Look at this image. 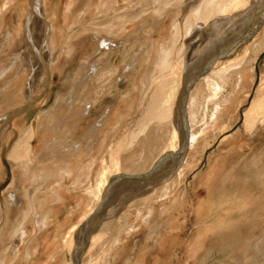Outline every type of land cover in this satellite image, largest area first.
<instances>
[{"label": "rangeland", "instance_id": "obj_1", "mask_svg": "<svg viewBox=\"0 0 264 264\" xmlns=\"http://www.w3.org/2000/svg\"><path fill=\"white\" fill-rule=\"evenodd\" d=\"M101 1L102 0H59L60 16L58 23L59 28L57 30H64L67 35L58 37L53 45L55 51H58L54 66H50L46 56L47 51L42 48L45 36L41 35L44 33H42V29L37 21L31 27V39L33 40L30 46H26L22 39L23 22H21L18 23L21 24V28L19 27V30L15 32L12 45L6 48L0 47V66L10 60L12 54H15V52L21 54L27 53L31 57L33 56V52L40 50L43 58V60L35 58L34 61L32 60L30 62V66L25 64L26 61L20 60L17 62L15 69L8 76L3 78L0 77V94L2 93L3 97L4 94L14 89L15 82L18 80V78L14 80L16 73H19L18 77L21 78L20 84L21 86L23 85L22 89L26 90H28V83L32 82L37 76H40V78L42 75L44 76V78L42 77L43 82H40L36 78L33 91L29 93L27 98L24 96L22 98L17 97L13 102H10L7 100V97H3L0 101V116L10 114L9 118L5 119L6 121L4 120L2 124L0 123V137L4 130V132L7 133L9 129L14 128H11V124L14 119L19 117L24 118L23 121H20L19 126L22 124L24 126H32L35 131L34 136L27 139V142L18 146L20 157L22 156L21 160L19 158L21 165L25 163L30 167L32 164H36V160L32 158L31 155L29 157V149L35 152L37 156L43 154L46 158V163L50 165L49 167L55 165L61 166L63 162L66 161L70 166H80V164H84L86 159L90 157L89 155L96 154V151L102 148L104 134L109 130V120L115 117L116 112L119 111L122 113L125 121L123 124H111L112 141L108 149L110 150L112 148L117 152L119 148L118 143H120L123 136L127 134L128 145H125L127 148L122 149L121 153L136 154V156L131 157L127 169L138 170V165L145 163L148 159L152 158L153 155L156 156L159 150L165 146L171 137L170 131L172 128L170 122L167 120H164L165 122L162 121L164 124H162V122H157L156 119L154 121L150 120L145 129L141 125H137L139 127H133L132 119L139 115L142 105L147 103L151 96L154 95L151 90L154 87V85L152 86L154 80L156 81L158 78L160 79L164 76L163 74L159 77V74L154 75V52L158 54V50L156 46L154 49L151 48L150 42H157L169 35L171 22L173 18L176 17L177 10L169 5L162 15H154V26L156 25L157 19L162 20V24L165 25V31L158 32L155 30L154 36H151L149 40H144V34L146 36L147 32L151 30L150 24L152 23V15L148 13L143 16L142 19L145 20V26L140 29L136 26L140 17L138 18L135 14L133 15V10H137L142 3H147L151 0H111L112 2L109 0L115 11H110L108 14L102 12L103 10L99 7ZM30 5L31 0H27L26 3L25 0H0V44L2 42L1 38L5 33L4 27L13 26L17 19L24 20L26 14L29 12ZM25 6L26 10L24 11ZM250 8L253 9L247 12L248 14L244 20L245 22L240 27L241 29L237 31L241 33L245 30L250 32L254 31L253 36L256 35V46L253 47L250 45L249 47L248 45L245 51L244 47L240 48L239 45L235 46L234 44L235 51L232 52V48V50L225 54L226 56L224 55L223 58L218 59L225 60L226 58L236 56V54H238V56L244 55L243 64L241 63V66H238L239 68L233 67L234 69L231 68L232 70L229 68L230 70H227L228 73L225 72L224 74L226 79L224 83H221L222 86L220 84L221 90L216 98V101L220 99L217 101L219 107L216 114L213 109L215 101H206L204 98V96H207V92L210 93V89L208 91L205 82H201V86L203 87L201 91L204 92L202 96L205 101L201 99V106L195 108L197 118L193 124V131L200 134V136L195 146L191 149L187 148L184 152H188L189 156L186 164L182 168L181 175L177 174L176 178L174 177L168 182L162 180L164 175L169 171V168L172 165L174 167L178 159L176 157L175 161L167 165L169 158H171L168 156V158L160 164V170L165 169L164 167L168 170L162 172L160 176L155 177L154 180H145V178H142L143 180H134L136 174L124 176V173H122L121 177L112 178L110 181L111 185L117 183L112 186L113 191L118 189L117 185L120 181L122 184L131 185V187H125L126 193L123 197L125 195V197L133 195L134 190L131 189L132 186H135V184H142V205L139 206L143 217L142 224L148 229H152L154 225V260L160 262V264H174V262H176L175 264H194L197 260L192 250L195 232L191 233L193 223L188 213V204H181L182 198L191 196L189 187L192 184L195 171H207L211 161L218 156H227V159L229 158L227 164H230V159H233L231 156L234 155V153L238 152L239 155L246 154L242 157L246 160L252 154L253 150L258 148L257 146L259 144H263L264 147V43L259 44L264 40V0H255V3ZM104 15H106V17ZM125 15H127V17ZM95 16H99L100 19H97ZM121 16L124 17L123 23L120 25L117 23V20L118 18H122ZM113 17H115V19ZM45 20L46 19H44V21ZM233 24L235 23L226 24L221 36L216 37V41H219L216 51L219 50L222 45L226 46L230 42L232 36H235L234 30L236 29V24L234 26ZM114 25L116 27H113ZM108 27L111 30H109ZM106 30L110 31L109 33L112 35L116 32H120L119 38L115 39L113 46H111L112 49L108 51L107 60L111 58L113 62L118 52H120L123 47L125 49L129 46V49L127 48L129 51L125 58L127 62H125V59L118 62L117 69H113V63L106 62V59L102 62L98 61L100 52L96 47V36H100V34L103 35V32ZM250 39L251 37L239 43L244 41L241 45H245ZM117 41L121 42L118 43ZM204 41L205 38L202 37L199 40L195 39L192 44L193 46L199 43L204 44ZM163 43V48L169 45L167 42ZM179 44H181V40L178 41V45ZM144 47H147L146 51H142ZM136 58L141 59L140 66L135 64V68L133 67L129 70L125 68V66L132 61L136 63ZM254 58H257V60L254 64V68L256 67L255 75L252 77L250 68L253 65ZM93 64H95L97 68L94 69V71L91 67ZM156 69L158 70L157 66ZM151 74L154 75L153 81V78L151 79L150 77ZM108 75L110 76L107 77ZM224 77H220L221 80ZM218 81L221 82L220 80ZM129 85L136 86L137 91L126 92L125 89ZM192 88L193 85L189 86L188 93ZM206 89L207 92L205 91ZM182 91L183 90H181V93ZM93 96L100 103V106L94 110L91 108L88 117L85 115L83 116L84 118L80 119L81 114L79 113V109L82 108L86 101L88 102L91 100ZM222 98L224 101L221 100ZM252 101H256L254 109L249 110V112L245 114V111L249 108ZM203 104L205 106H203ZM108 105L111 106L108 119H105L103 125L99 124L100 126L95 130L98 125L97 121L100 120ZM13 106L14 109L10 111ZM19 108H21V110L16 113V110ZM212 114L216 116L214 117ZM166 121L169 123H166ZM81 122L84 125L74 129V127ZM154 122L156 123L154 124ZM157 123L160 125H157ZM140 127H142L143 130ZM80 128H83V133H75ZM42 132L45 137L43 138L44 140L39 143V134ZM59 137H62V139H59ZM86 138H88V142L85 141ZM181 141L182 138L179 139V146L175 152L179 149ZM14 142L15 139L10 138L8 142L3 145L1 151L4 165V175L0 177V199L2 203L8 197L10 190H15L18 195L24 196V181L27 182L30 180L32 182H38V180L33 177V173H25L20 181L14 178V174L18 173L21 168L9 158L11 150L13 151L16 149V147L13 146ZM81 142H83L84 148L86 147L88 150L87 152L81 151L78 155H76V152L66 155L70 152V145H77ZM180 155L181 154H179L178 157ZM100 161L101 164H103L104 159L100 158ZM94 164H96V158ZM38 168L39 165H35L34 167L31 166L33 170H38ZM122 169L124 168L122 167ZM148 181L150 183L153 182V184L150 185ZM129 189L133 191L129 193ZM30 190L34 189L31 188ZM28 191L29 190L26 189V194ZM149 191L152 192L149 193ZM118 193L119 192L115 193L114 197H118ZM152 197L154 198V206H151L150 203ZM121 207V204H116L112 209L117 208L119 210ZM152 210L154 221L151 219ZM250 239L251 237L248 240L250 245L246 247L248 250H245L246 256L241 254V248L238 246L234 254L229 257V260L228 258L226 260L223 259L222 264H253V256L255 257L253 245L259 244L260 242H258L259 239L257 237H252L251 241ZM188 251H192L196 259L189 255L187 253ZM263 255L264 254L261 252L258 260L264 263ZM236 257L239 260L231 262V260Z\"/></svg>", "mask_w": 264, "mask_h": 264}, {"label": "bare ground", "instance_id": "obj_2", "mask_svg": "<svg viewBox=\"0 0 264 264\" xmlns=\"http://www.w3.org/2000/svg\"><path fill=\"white\" fill-rule=\"evenodd\" d=\"M26 1L27 0H25V3H26ZM110 1L109 0H102L101 1V4L99 7L103 10L102 12H106L108 14L110 11L111 12L115 11L111 5L112 1L111 2ZM254 3H255V0H151L150 2L142 3L140 5V7L137 8V10L136 9L133 10V15L135 14L136 17L137 16H138V18L140 17L139 21L137 22L138 24L136 25L140 29L145 26L144 25L145 20L142 19L143 16L148 14V13H150L152 15V17H151L152 23L150 24L151 30L149 32H147L146 36L144 34V37H145L144 40L145 39L149 40V38L151 36H154L155 30H157L158 32H164L165 31V25L162 24V20L157 19L156 25L154 26V15H162L163 12L168 8L169 5L173 6V9L177 10V15H176V17L173 18V20L171 22L170 33H168L169 35L162 38L161 40H159L157 42H154V41L150 42L151 48L154 49V47L156 46V48L158 50V57H157L158 61L155 62L157 64L156 66L158 68V73H159V75L163 74L164 76H162V78H160V79L158 78L156 80L157 83L155 82L157 84L158 89H157V87H153L151 89L153 93H154V91L156 92V90L154 88L157 89V92L154 94L155 96L152 95L151 98L148 100V102L142 105V108H141V111L139 112V115H137L135 118L132 119V126L133 127L137 126V125H141L144 128L146 127L148 121H150V120L154 121L156 119L157 122H162L164 120H167L170 122V126L172 128L171 131L169 130L171 137H170L169 141L165 144V146L159 150V153L156 156H154V158L151 160V162L149 163L147 168L142 170V171H128L125 168L122 169V166L120 165L119 154L121 153L122 149L127 148L125 145H128V143H127L128 136H126L127 135L126 134L125 136H123L122 139L120 138L121 142L118 143L119 148H118L117 152L114 151L112 148L110 149V161H111V163L109 164V166L106 164L105 165L102 164L105 167H103L101 169V172L98 173V177L96 179L95 187L93 186L94 187L93 189H89V190L87 189L86 190L89 193V198H91V196L92 197L94 196V198H97V200L99 201V198L101 197L104 188L110 184V181L112 180V178L121 177L122 173H124V176L125 175L129 176L130 174L132 175V174H139V173L148 172V170H150V168L153 167V164L156 163L164 155L167 156L168 154L170 155V153L174 154V152L176 151V149L179 146V139H181L183 136V134H182L183 132L181 130L182 126H181V120H180V115H179L180 112H179V102H178L179 97H181V95H182V93L180 91L183 90L186 86H191V85H193V88L188 93L187 102H186V115H187V122H188V127H189L187 148L191 149L195 146V144L198 141L199 136H200V134L195 133L193 131V124L195 123L196 118H197V113H196L195 108L197 106H199V107L201 106L200 100L203 99L202 95L204 92L201 91V88H203L201 86L202 85L201 82L202 83L205 82L208 91L210 89V93L207 92V89L205 90L207 92V96L206 97L204 96V98L206 101L207 100L215 101L213 109L215 110V114H216L217 109L219 107V103L217 101L220 100V99H218L216 101V98L218 96L219 91L221 90L220 84L222 82L224 83V81L226 79L224 77V74H225V72L228 73V71L231 68L238 67L242 63L244 55L238 56V54H236V56L226 58L225 60L216 59L212 62V64L210 65V67L208 69H206L203 73H201V71L204 67L208 66V64L212 61L213 57L215 56V54L218 53L220 50L222 51L224 49H228L227 52H229L233 48V50H232V52H233L236 50L234 47V44H235V46L239 45L240 48L244 47L245 51L247 50L248 45H249V47H250V45L253 47L256 46V41H255L256 35L253 36L254 32H252V31L250 32L248 30H245L244 32L241 33V32L237 31V30L241 29L240 27L245 22L244 20L248 14L247 12L249 10L253 9L250 7H252ZM29 8H30L29 12L27 14L24 13V14H26V16L24 15L25 19L24 20L22 19L23 21L21 19L20 20L17 19L16 23H14L13 26H10L7 28L4 27L5 33L1 38L2 42L0 44V47L6 48V47L12 45L13 39L15 37V32L17 30H19L18 29L19 27L21 28V26H20L21 24H18V23H21V22H23V30H22V37L23 38L22 39L24 40V43L26 46H30L32 44L31 41L33 40V39H31V29H32L31 27L37 21L38 24L40 25L41 29H42V33H44L41 35L45 36L44 45H43V47L42 46L41 47L43 48V50L45 49L47 51L46 56L48 58V62L50 64V66H54L55 65V57H56L58 51H55L53 45L55 44L58 37H62V36L64 37L67 35V33L64 30H61V31L57 30L59 28L58 23H59V16H60L59 0H49V1H47V0H31V5ZM25 10H26V6L24 7V11ZM130 12H131V10H130ZM116 14H117V12H116ZM106 15H104V16L106 17ZM125 16L127 17V15H125ZM123 17L122 18L117 17L118 18V20H117L118 24L121 25L123 23ZM163 17H165V16H163ZM96 18L100 19L99 16H97ZM113 18L115 19V17H113ZM44 19H46V20L44 21ZM121 19H122V21H121ZM134 19H136V18H134ZM105 20H107V19H105ZM93 21H95V20H93ZM229 23H235L236 24V25L233 24V26L234 25L236 26V29L234 30L235 36L234 35L232 36L230 42L226 46L222 45V47L216 51V48L219 44V41H216V37L221 36V33L223 32V28L226 26V24H229ZM118 24H117V26H118ZM95 25L98 26L97 24H95ZM113 27H116V26L114 25ZM105 28H107V27H105ZM99 29H101V28H99ZM109 30H111V29L109 28ZM97 32H99V31H97ZM109 32L110 31L106 30L103 32V35L100 34V36L99 35L96 36V39H97L96 47H97V50L100 52V56L98 59L99 62L104 61L108 57V54H109L108 51L110 49H112L111 46H113L115 39L119 38L118 36H119L120 32H116L113 35L110 34ZM249 33H251L250 41L247 40L248 41L247 44L241 45L244 41L242 43H239L240 41H242L244 39H249L250 37L242 38V39H240V37H242L245 34H249ZM229 34H231V33H229ZM202 37L205 38V41H204L205 43L204 44L199 43V44L193 46L192 42L195 39L199 40ZM120 39H121V37H120ZM179 40H181V44L178 45ZM120 42H118V43H120ZM123 42H122V45H123ZM163 42H167L169 45H167V47L164 46V48H163V45H164ZM33 43H36V42H33ZM262 43H264V40L262 42H260L259 44H262ZM128 47H126L125 49L123 47V49L120 50V52H118V55L116 56V58L113 62H112L111 58H108V60L106 59V62L113 63V69H117L118 68V62L123 61L127 57V54L129 51ZM33 48H35V47H33ZM146 49H147V47H144V48H142V51L143 50L146 51ZM159 49H161V50H159ZM115 50H117V49H115ZM35 58H40L41 60H43L42 55L40 53V50L33 52V56H31V57L27 53L21 54V53L15 52V54H12L10 60L6 61L5 64H2L0 66V77L3 78V77L8 76L15 69L18 61H20V60L26 61L25 64L29 65L32 60L33 61L35 60ZM256 60H257V58L253 59V65L250 68V71L252 73V77H254V75H255V68L256 67L254 68V64H255ZM40 62H42V61H40ZM125 62H127L126 59H125ZM135 62L136 63H133V61L128 63L125 66V68H127L129 70L130 68H133V67L135 68V64L139 65V66L141 65V59L140 58H136ZM42 66H43V64H42ZM91 67H92L93 71H94V69H97L95 64H93ZM240 69H242V68H240ZM51 71H53V70H51ZM121 72H122V70H121ZM123 72H125V71H123ZM238 73H240V72H238ZM18 76H19V73H16L14 76V80L16 78H18L17 82H15L14 89L12 91H10L9 93H6L3 95V97H7V100L10 102H13L17 97L22 98L24 96L25 98H27L29 93H31L33 91L34 84L36 82L35 81L36 78L40 82H43V78H44L43 75H42L43 78L42 77L40 78V76H37L32 82L28 83V86H27L28 90H26V89H22L23 85L21 86V84H20L21 78ZM109 76L110 75H108L107 77H109ZM222 76L224 78H222V80H221L220 77H222ZM150 77H151V79L153 78L152 79V81H153L154 75L151 74ZM196 77H197V79H196ZM218 80H220L221 82H219ZM156 84L153 83L152 86L153 85L156 86ZM149 85H150V83H149ZM221 86H222V84H221ZM79 94H81V93H79ZM3 97H2V93H1L0 94V101L2 100ZM71 97H73V96H71ZM221 100H223V98ZM102 103H104V102H102ZM204 104H206V103H204ZM204 104H203V106H205ZM255 105H256V101H252L251 104L249 105V108L245 111V114L247 112H249V110L254 109ZM99 106H100V103L93 96L91 100H89L88 102L86 101V103L82 106V108L79 109V113L81 114L80 119L84 118L83 116H85V115H87V117H88L89 113L91 112L90 109L92 108L94 110ZM110 107L111 106L108 105L105 112L102 114L100 120L97 121L98 125L96 126L95 130H97V127L100 126L99 124L103 125V122H105V119H108V116L110 115V114H108L110 111L109 110ZM76 108H78V107H76ZM13 109H14V106L11 108L10 111H12ZM9 115H6V116L1 115L0 116V123L2 124V121L9 118ZM24 116H26V115H24ZM212 116H214V114H212ZM23 120H24V118H22V117L14 119L12 124H11V128L14 127L15 130L13 128V129H9V132H7V133L4 132L5 130L1 133L2 135L0 137V140H1V142H0V177H3V175H4V169H3L4 165H3V159L1 156L2 147L6 142H8V140L10 138H14L15 142H14L13 146H15L16 149H14L13 151L11 150V152L9 154V158L12 159L16 164H18L21 167L19 172L14 174V178L17 181H20L21 178L25 175V173L26 174L27 173H33V177L36 180L40 181L42 179V181H44V178H41V177H43V174L42 175L40 174L43 170L39 173L40 170L31 169V166L34 167L35 165H39V166H41V168L44 167V169L49 168L50 165H48L46 163V158L43 156V154H41L40 156H37V154L35 155V152H33L32 150L29 149L28 150V151H30V152H28L29 157L31 155V157L36 160V164H32L30 167H28L25 163H22V165H21V162H19V158L21 160L22 156L20 157V151L18 149V146L24 142H27L26 140L31 138L35 134L34 128L32 126H24L23 124L19 126L20 121H23ZM167 121H166V123H169ZM164 122H162V124H164ZM73 124H74V122H73ZM158 124L159 123H157V125ZM83 125L84 124L81 122L77 126H75L74 129H77L78 126H83ZM137 127H139V126H137ZM142 127H140V128L143 130ZM93 130H94V128H93ZM75 133H77V134L81 133L82 134L83 128L78 129V131ZM44 137L45 136H44L43 132L39 134V143H41L44 140L43 139ZM59 139H62V137H59ZM85 141L88 142V138H86ZM257 147L258 148L253 150L252 154L250 155V157L248 159L244 160L242 158L244 155H246V154H244L242 157L239 158V160L238 159L237 160H238V163L241 164L240 167L243 169L242 170L243 173L245 172L244 173L245 174L244 179L250 178V179L254 180L255 183H253V186H255L254 184H256V182H257L258 184H260L261 189L258 188V190L256 189L255 192H253V193L250 192L251 195L247 194L248 193L247 190H246L247 193L244 191L247 194V196H240V197L236 198L235 200H232L231 205H229V209L226 210L229 213L228 216H226V217H219L218 216L219 219H217L216 221L211 222L210 224L206 225V227H205V230H206L205 237L206 238L205 239L207 240V244L205 246H203V244H202L198 247V245H199L198 240L202 239V236H201V229L199 227H196V230L194 233V240L192 243L193 246L195 245L193 247V249H194L193 253L195 254V252L198 250V248L203 249V252H201L200 256H196L197 260L194 264H222L223 259L226 260L228 258V260H229V257H231L234 254V252L236 251L238 246L242 250V251L240 250L241 254L243 256H246V251L248 250V248L246 249V247H248L250 245L249 244L250 242H248L249 238L251 237V239H252V237H255L257 234L256 231L260 228H263V226H264V147H263V144L262 145L259 144ZM69 150H70V152L67 153L66 155L74 154L75 152H76V155H78V153H81V151H86V152L88 151L86 149V147L84 148L83 142H81L80 144H77V145H74V144L70 145ZM89 156L90 157L88 159H86V162L84 164H80L79 167L88 168V167H91L92 165H94L95 154H92ZM188 156H189L188 152L184 153V154L181 153V155L179 157L177 156L178 159H177V162H175L174 167L171 169V171L169 170L164 175L162 180L164 182H168V181H171L174 177L176 178L177 174L181 175L182 168L186 164V162L188 160ZM231 157H233V156H231ZM126 159L130 161L131 156L129 158L126 157ZM228 160H229V158L227 159V156H224V157L218 156L217 158L213 159V161H211V164L208 168L212 170V168L214 166H217V165L218 166L220 165L222 168L223 165H225V164L227 165ZM233 165L235 166V164H233ZM61 167H62L61 172L63 171L62 173L61 172L59 174L58 173L57 174L46 173V177H45L46 180H53L55 182H60V183L64 182L66 180L65 176H67V175L69 176L70 164L66 161V162H63V165H61ZM58 170L60 171V169H58ZM231 171H229V172H231ZM227 173L225 174L226 177L228 176ZM84 175H86V174H84ZM206 175H207V177H206ZM206 175H205L206 179H202V182L205 181L204 182L205 187H206V182L209 183L210 180L212 181L213 176H215L216 174H213L212 171L210 172V170H209V173L208 174L206 173ZM217 176H219L218 173H217ZM217 176H215V177L217 178ZM76 178H79V177H75L74 181ZM82 179H83V177H82ZM223 180L226 181L225 179H223ZM252 180L248 181V182H253ZM77 182H78V180H77ZM215 182H216V180H215ZM236 182H239V180L236 179ZM151 184H153V182H151L150 185ZM154 184H155V182H154ZM216 184H215V187L217 186ZM210 185H211V183H210ZM232 185H234V183L231 184L230 187H233ZM235 186H237L236 183H235ZM240 186H241V184H240ZM243 186L245 187V189L247 188L246 187L247 185H243ZM251 186H250V188H251ZM64 187H66V186H64ZM129 187H131V185ZM209 187L210 186H208V190H209ZM211 187H210V189H211ZM213 187H214V185H213ZM221 187H222V184H221ZM221 187H220V189H221ZM60 188H62V187H60ZM61 190H58V191H61ZM242 190H244V189H242ZM33 191L34 190H29L26 195L28 197L29 196L32 197ZM52 191H54V190H52ZM132 191H130V189H129V193H131ZM152 191H149V193ZM226 191L229 192V190H226ZM228 192H226V193H228ZM125 193H126V191H125ZM149 193H146V194H149ZM208 194H209V191H208ZM230 194H232V193H230ZM202 196H201V201H202ZM23 197L24 196L18 195L15 190H10L8 193V197L5 199V201H3V203L0 199V215L2 217V219L0 220V228H3L4 227L3 224L6 223V215H7V212L10 210L11 206H13V205L19 206L20 203L22 202ZM54 197H56V196H54ZM114 198H115L114 196L111 198L110 203L113 202ZM198 199H200L199 196H198ZM196 203L197 204H194L195 206H193V208L195 209L194 211H195L196 217H197L200 209H202L203 206L201 207V205H200L201 203L198 204V201ZM116 209L110 208L108 214H110L112 217H114V215L117 212V211H114ZM192 210L193 209L191 208V212H192ZM210 211L211 212L214 211V207L211 206L209 203H207L206 204L207 214H209ZM201 220H203V219H201ZM201 220H199V221H201ZM196 221H198V219ZM202 223L204 225L203 221H202ZM214 232L217 233L216 236L215 235L212 236L214 234ZM211 233H212V235H211ZM251 239H250V241H251ZM68 240H70V239H68ZM201 246H203V247H201ZM240 259H241V257H240ZM228 260H227V262H228Z\"/></svg>", "mask_w": 264, "mask_h": 264}, {"label": "crops", "instance_id": "obj_3", "mask_svg": "<svg viewBox=\"0 0 264 264\" xmlns=\"http://www.w3.org/2000/svg\"><path fill=\"white\" fill-rule=\"evenodd\" d=\"M157 57L158 54L154 52V75H156V73L159 74L158 70H156L157 64L155 63L158 61ZM159 76L160 75H158V77ZM155 82L157 83V81L154 80V84H156ZM154 87H157V84ZM154 89L157 92L158 87ZM125 91L135 92L137 91L136 86L129 85L126 87ZM156 92L154 91V94ZM124 121V117L120 111L116 112V116L109 120V130L104 134L102 148L98 149L95 154L96 164L88 168H79L77 165H71L69 176H65L66 180L61 183L53 180H46L45 178L46 173L59 174L62 170L61 166L55 165L48 169L39 166V173L43 170V173L41 172L40 174H43L41 178H44V181L41 179L38 182H32L30 180L23 182L24 197L22 198V202L19 206H11L6 215V223L3 224V228H0V264H160V262L154 260V225L152 229H148L142 224L143 217L139 207L142 205L141 183L132 186L131 189L134 190V194L129 197H123V195L126 191L125 187H129L130 185L122 184L121 181L118 184V189L115 191L112 190V186L117 183L107 185L99 201L91 195V198H89V193L86 191L87 189L89 190L95 187L98 173L105 167L103 165L107 163L109 166L110 164V150L108 146L112 141L111 124H123ZM130 156L134 157L136 154L133 156L132 154H119L120 165L125 169H127L129 162L126 157L129 158ZM177 156L169 159L167 165L175 161ZM232 156L234 158L231 159L230 164H225L222 168L220 165H217L214 166L212 170L208 168L205 172H201V170L198 172L195 171L192 184L190 183L191 185L189 187L191 196L182 198L181 204H188V213L193 223L191 233L195 232L196 227L201 229L202 239L198 240V247L202 244L203 246L207 244V240L205 239L206 225L216 221L219 217L228 216L229 213L226 210L229 209L232 200L240 196H247V194L251 195L250 192L253 193L256 189H261L260 184L257 182L254 184L255 186H253V183H255L254 180L250 178L244 179L245 172L243 173V169L240 167L241 164L238 163L239 158L243 155L234 153ZM100 158L104 159L103 165L101 164ZM152 158L138 165V170H127L142 171ZM233 164H235V166ZM164 168L165 169H159L158 171L162 173L168 170L166 167ZM172 168L173 166H171L169 170L171 171ZM58 169H60V171ZM209 170L210 172L212 171L213 174H216L215 176H217V173L219 176H217V178L213 176L212 181L210 180L209 183L206 182L205 187V181L202 182L201 180L206 179V173L208 174ZM146 173L147 172L136 174L134 180H143L142 178L139 179L138 176ZM226 173L228 175L227 177L225 175ZM75 177L79 178H76L74 181ZM146 179L154 180V173L153 176H149L145 178V180ZM236 179L239 180V182H236ZM251 180L253 182H248ZM233 183V187H230ZM235 183L237 186H235ZM215 184L217 185L216 187ZM243 185H247L246 187L248 189H245ZM208 186H212L213 188L211 187L210 189L209 187L208 190ZM31 188L34 189L33 196L28 197L26 195V189L30 190ZM226 190H229V192ZM117 192H119V196L115 197L113 202L110 203L111 198ZM198 196L200 199H198ZM197 201L198 204L201 203L200 205L203 207L196 217L193 206L197 204ZM150 203L151 206H154L153 197ZM207 203L214 207V211H210L209 214L206 212ZM116 204H121L122 207L119 208L120 211L116 209L117 212L114 217H112L108 212L110 208L114 207ZM191 208L193 209L192 212ZM153 210L151 217L152 221H154ZM197 219L198 221H196ZM214 235L216 236L217 233L214 232L212 236ZM255 237L259 239L258 242L260 243L253 245V252L255 253V257L253 256V264H264L262 261L258 260L260 253L262 252V254H264V228L258 229ZM76 248H78V252L75 257ZM199 249L200 248L195 252L196 256H200L201 252H203V249ZM187 253L193 256L192 251H188ZM234 260L239 259L236 257L232 259L231 262ZM175 263L176 262H174V264Z\"/></svg>", "mask_w": 264, "mask_h": 264}, {"label": "water", "instance_id": "obj_4", "mask_svg": "<svg viewBox=\"0 0 264 264\" xmlns=\"http://www.w3.org/2000/svg\"><path fill=\"white\" fill-rule=\"evenodd\" d=\"M252 32H254V31H252ZM250 36H251V33L245 34L242 37H240V39L248 38ZM227 50L228 49H224L222 51L220 50L218 53H216L215 56L213 57L212 61L208 64V66H206L202 69L201 73H203L206 69H208L214 60L219 59V58H223L224 55L226 54ZM196 79H197V77H196ZM188 91H189V86H186L182 91V95H181L180 101H179V112H180L179 115H180L181 126H182L181 130L183 132L182 141L180 142L179 149L174 154L170 153V155L169 154L167 156L164 155L156 163H154L153 167L149 170V172H147L146 174L138 176V178H147L149 176L151 177V176H153V173H154V178L157 176H160L161 172L158 171L161 167L160 164L165 159H167L168 156L172 158V156L175 157V156L186 151L187 146H188V135H189V127H188L187 115H186V102H187ZM20 110H21V108L17 109L16 113L19 112ZM171 158H169V159H171ZM77 252H78V248H76V250H75V254H74L75 257H76Z\"/></svg>", "mask_w": 264, "mask_h": 264}]
</instances>
